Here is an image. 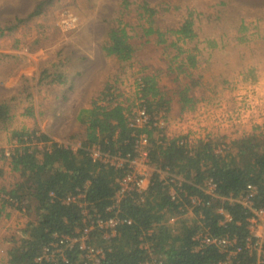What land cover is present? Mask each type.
I'll return each mask as SVG.
<instances>
[{
    "label": "trees",
    "instance_id": "1",
    "mask_svg": "<svg viewBox=\"0 0 264 264\" xmlns=\"http://www.w3.org/2000/svg\"><path fill=\"white\" fill-rule=\"evenodd\" d=\"M53 1L40 0L28 14L7 22L0 20V42L9 41V47L14 48L31 45L26 42L24 33L19 35L17 32L40 16L45 4ZM218 2L227 6L229 17L234 19L236 12L238 20L245 16V12L232 0ZM130 4L128 0H120L117 14L121 12L122 15L105 19L108 23L107 37L102 49L107 55H115L121 60H128L136 54L138 44L132 38L138 32L130 34L131 24L123 19L129 10L136 11L148 25L140 27L139 36H152V41L164 44L166 51L163 64L152 65L148 71L141 69L137 83L138 98L143 99L145 109L152 117H161L165 121L170 115L173 99L182 111L195 109L206 98L202 90L203 80L210 82L214 79L213 73H208L210 55H206V48L216 46L217 40L209 39L203 46L194 42L197 37L193 16L197 11L194 8H188L177 24L162 28L157 24L158 8L149 3ZM246 14L252 13L247 11ZM167 20L161 17L160 22ZM234 26L231 28H237L244 34L249 29L245 23ZM46 27L43 23L37 26L42 31ZM231 28L224 34H230ZM243 36L238 37L242 39ZM38 40L41 38L36 37L33 43ZM222 42L224 45L225 41ZM234 45L226 44L224 47ZM250 48L252 52L255 50L245 43L238 52L244 55ZM40 74L38 82L45 80V84L50 86L69 84L62 69H44ZM165 74H172V80L180 86L178 90L169 87L167 90L159 84ZM111 85H105L91 107L79 109L77 120L83 127L82 140L85 144H100L104 149L127 153L133 150L137 136L146 133L152 144L149 154L154 165L146 186L139 192L130 191L116 204V192L124 168L102 163L84 148L73 150L38 127L14 129L9 147H0V219L17 208L25 211L29 220L15 232L3 235L9 243L8 258L0 259V264H86L77 244L63 245L65 258L61 259L54 253L56 262L44 256L45 247L57 240L54 234L72 237L84 227L80 201H66L68 196L79 192L84 194L88 217L94 218L96 214L103 218L117 216L121 220L120 234L115 237L105 238L99 228L90 230V243L101 245L105 250L100 264H138L145 260L157 264H256L258 253L255 250L243 249L228 259L227 252L217 244L197 247L200 241L195 235L227 236L234 239L236 245L244 243L248 229L246 219L250 212L246 204L231 201L229 196H245L251 184L255 186L251 195L254 206H264V124H255L251 130L236 135L220 151L217 149L225 142L219 134L195 138L192 144H188L183 141L187 134H168L164 127L151 124L139 128L133 135L134 129L126 123V108L120 104L105 106L99 103L102 93H106ZM25 87L29 89L30 85ZM26 113L34 116V108H27ZM11 117L9 102L0 100V121L6 122ZM154 133L158 136L155 137ZM75 137L78 136L73 134L68 138ZM7 169L21 179L7 177ZM160 169L186 178L182 183L183 191L177 197L173 198L170 192L172 184L162 178ZM209 179L217 184L215 195L203 189ZM185 192L188 195H184ZM190 195L198 196V202L194 203ZM222 208L230 216V221H222ZM175 216L179 217L178 223L168 224V218Z\"/></svg>",
    "mask_w": 264,
    "mask_h": 264
},
{
    "label": "rangeland",
    "instance_id": "2",
    "mask_svg": "<svg viewBox=\"0 0 264 264\" xmlns=\"http://www.w3.org/2000/svg\"><path fill=\"white\" fill-rule=\"evenodd\" d=\"M39 1L0 0V20L7 22L24 16ZM128 1L130 5L149 3L158 8L157 24L162 28L177 24L188 8H194L197 11L193 14L197 30L194 42L203 46L209 39L217 40L216 46L206 48V55H210L208 73H213L214 79L210 82L203 80L205 100L195 109L182 112L173 99L168 120L162 125L168 134L190 132L202 138L219 134L229 141L233 136L251 130L258 122L264 124V0H232L245 12L240 20L237 19V12L234 19L229 17L227 6L220 4V0ZM119 4L120 0H55L45 4L42 14L17 32L19 35L24 33L26 42L31 45L14 48L9 47V41L0 42V100L6 99L12 107V117L6 122L0 121V147H9L12 131L22 127H38L62 143L72 140L68 137L73 134L82 138L83 127L77 120V114L82 108L91 107L107 83L116 86L120 95L125 94L135 100L133 86L141 69L148 71L152 65L163 64L166 51L164 44L152 41V36H139L140 27L148 25L136 11L129 10L123 19L131 24L130 34L138 32L132 38L138 44L136 54L128 60L106 54L102 49L107 37L108 23L105 19L122 15L121 12L117 14ZM164 7L170 10H162ZM247 11L252 14L247 15ZM161 17L169 20L160 22ZM42 23L47 26L43 31L37 28ZM241 23L249 26L245 34L231 28ZM228 28H231L230 34H224ZM36 37L41 40L33 43ZM222 40L224 45H236L224 47ZM240 40L243 43L237 44ZM245 43L255 50L252 52L250 48L247 54L240 55L238 50ZM44 69L64 70L69 84L50 86L45 84V80L38 82ZM27 84L29 89L25 87ZM159 84L167 90V87L172 90L180 88L172 80V74L162 75ZM31 107L34 108V116L26 113ZM136 108V102L132 103L124 109L125 115L135 112ZM6 176L21 179L8 169ZM28 220L29 215L17 208H13L9 216L2 215L0 259L8 258L9 243L3 235L15 232Z\"/></svg>",
    "mask_w": 264,
    "mask_h": 264
},
{
    "label": "built area",
    "instance_id": "3",
    "mask_svg": "<svg viewBox=\"0 0 264 264\" xmlns=\"http://www.w3.org/2000/svg\"><path fill=\"white\" fill-rule=\"evenodd\" d=\"M137 80L133 86V99H130L125 94L120 95L119 89L116 86H109L106 93H102L103 97L99 101L100 104L105 106H111L115 104H120L124 108H128L132 103L136 102L135 112L126 115V123L128 126L134 129L133 135L138 133V129L148 125H157L162 127L166 121L161 117H152L150 113L145 109L146 105L143 103V99H139L137 96ZM186 138L183 141L188 144H192L195 138H202L199 134H190L188 132ZM83 138V137H82ZM80 136L73 138L72 140L64 141L63 143L70 146L73 150L84 148L89 154L96 160H99L102 163L111 165L117 168H124V173L119 181V189L116 192V204L120 199L128 194L130 191L136 190L141 191L147 184L149 177L154 170V165L150 159V138L146 133L142 132L141 135H138L134 142L133 150L127 153H122L119 151H110L104 149L100 144H85ZM229 141L225 140V143L222 144L218 150L225 148L228 145ZM162 174V178L168 183H171L170 192L173 198L177 197L180 192L183 191L182 183L186 181V178L182 174L172 173L168 170H159ZM203 189L206 192H209L213 195L217 193V184L209 179L205 182ZM255 192V186L249 184L248 192L245 196L239 198L230 197V200H238L248 206L249 216L246 219L248 224V229L244 243L242 245H236L234 239L227 236H213L204 233H198L195 235V238L200 241L197 247H200L202 244H217L222 250L227 252V258L232 254H237L243 249L249 251H257L258 261L256 264H263L264 262V206L257 207L254 206L251 195ZM184 195H188L186 192ZM84 194L79 192L74 195H70L66 198V201H80L81 212L85 219L84 227L81 230H77L78 234L76 236H68L64 234H54L56 241L50 243L49 246H46L44 249V256L47 259L52 258L55 262L57 260L58 254L61 259L65 258L64 246L63 245H72L77 244L83 257L86 260V264H100L102 261L105 250L101 245L92 244L89 241L90 230L94 228H99L103 230V236L105 238L115 237L120 234L119 224L121 220L117 216H110L108 218H103L99 215L94 214L88 217V210L84 205ZM191 200L195 203L198 202V196H191ZM220 213L224 215L222 221L228 222L231 220L230 216L226 214L224 209L220 210ZM87 219L89 222L87 223ZM173 220L174 222H171ZM130 222V220H126ZM179 217L175 216L168 220L169 223L177 224ZM53 247V251L51 248ZM51 251V253H49ZM55 253V254H54ZM39 259V258H37ZM227 261V260H226ZM225 261V263H226ZM138 264H157L154 261L145 260Z\"/></svg>",
    "mask_w": 264,
    "mask_h": 264
},
{
    "label": "crops",
    "instance_id": "4",
    "mask_svg": "<svg viewBox=\"0 0 264 264\" xmlns=\"http://www.w3.org/2000/svg\"><path fill=\"white\" fill-rule=\"evenodd\" d=\"M182 112H183V111H182ZM185 112H186V111H185ZM258 124H260V125H261L262 123L258 122ZM235 136H236V135H235ZM235 136H233L232 138H234ZM232 138H230V139H232Z\"/></svg>",
    "mask_w": 264,
    "mask_h": 264
},
{
    "label": "clouds",
    "instance_id": "5",
    "mask_svg": "<svg viewBox=\"0 0 264 264\" xmlns=\"http://www.w3.org/2000/svg\"><path fill=\"white\" fill-rule=\"evenodd\" d=\"M224 142H225V140H224Z\"/></svg>",
    "mask_w": 264,
    "mask_h": 264
}]
</instances>
